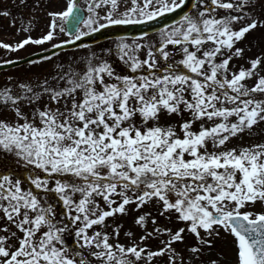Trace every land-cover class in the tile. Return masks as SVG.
Here are the masks:
<instances>
[{"label":"snow or ice","instance_id":"1","mask_svg":"<svg viewBox=\"0 0 264 264\" xmlns=\"http://www.w3.org/2000/svg\"><path fill=\"white\" fill-rule=\"evenodd\" d=\"M186 3L87 0L83 19L69 0L65 11L48 13L41 38L0 42V49L44 45L57 30L69 35L64 44H75ZM258 3L264 7V0H197L195 11L159 30L157 43L121 39L127 75L88 58L83 73H62L56 87L45 80L42 91L26 84L21 93L0 91V105L13 113L11 121L0 119V152L23 162L37 190L0 173V264H204V250L225 236L234 240L236 264H264V143L229 147L264 124V54L246 58L250 49L238 46L264 28L252 14ZM173 117L176 125L161 124ZM174 222L184 226L168 227ZM121 233L128 243H120Z\"/></svg>","mask_w":264,"mask_h":264},{"label":"rangeland","instance_id":"2","mask_svg":"<svg viewBox=\"0 0 264 264\" xmlns=\"http://www.w3.org/2000/svg\"><path fill=\"white\" fill-rule=\"evenodd\" d=\"M68 3L69 0H24L23 3L21 0H0V11L7 10L10 12L8 17L0 16V42L15 46L29 36L33 39L41 38L42 35L46 34L49 30L51 18L48 16V13L63 12L66 10ZM79 6L86 11L87 18L88 12L86 2L81 1ZM121 11H123V8H121ZM193 11H195V9H193ZM101 14L103 15L104 13L101 12ZM220 14L223 15L224 13L221 11ZM252 14L264 19V7L258 3ZM22 22L24 27L31 26L30 31L26 32L23 30ZM80 27L83 28V25ZM158 34L159 33L153 34L142 40L136 41L143 44H154L158 42ZM69 38V36L57 30L56 38L44 45L29 44L16 52L0 49V63L21 59L25 56L35 54L36 52L47 50L53 47V45L63 43ZM124 41L131 44L133 40L125 39ZM119 42L120 40H111L92 47L84 46L77 50L61 52L51 56L50 60H45L43 58L35 60L38 61V63L29 62L23 66L3 71L0 73V91H3L5 88H10L13 93H21L22 90L19 88L20 84H26L38 91H42V89L37 86L42 85L45 80H47L48 84L51 86L56 87L58 78L62 73L67 75L71 70L83 73L86 70V60L88 58H92L93 63H98L100 60L108 61L117 74L127 75L129 74V70L127 66L120 61L118 56L117 44ZM238 46L250 49V51H247L245 54L246 58H255L257 55L264 54V28H257L247 34L244 41ZM146 52L147 49H143L137 53V55L140 59H144L146 58ZM93 53L95 57H93ZM179 58V56L175 57L177 60ZM234 63L244 64L245 67L248 66L245 61H235ZM59 83L63 85L64 81H59ZM249 83H251V81H249ZM47 102L48 96L45 95L39 101V106L42 108ZM21 108L25 113H29L32 110L27 106V102L22 103ZM0 119L9 121L13 119L10 106L5 107L0 105ZM178 122V117H173L171 120H161V124L171 123L172 125H176ZM193 128L194 130H198L199 124L197 123ZM255 143H264V124L255 128L252 136L245 133L243 140L234 138L229 147L241 145L248 146ZM0 173L11 174L15 178L24 180L25 183L23 187L25 189L31 188L33 191H37L30 182L27 181V177L30 175L29 170L24 167L23 162H18L17 159L10 154L0 152ZM41 196H43L42 193ZM52 199L53 202L56 203V198L53 197ZM56 207L57 211H62L58 203H56ZM260 210L261 206L258 204L255 211L259 212ZM160 223L166 224L167 222L163 218H160ZM127 224H130V220L126 221V225ZM183 226L182 223L175 222L168 224V227L173 229ZM136 232L138 237L140 232L138 229ZM221 235L224 236L223 233H221ZM188 242L193 243L191 237L188 238ZM69 243H71V241H69ZM120 243H128L123 233H121L120 236ZM157 244L158 242L156 241L152 242L151 246L153 250H155ZM177 247L182 248L183 245H177ZM187 255L188 254L185 253V256ZM221 257L222 259H220ZM216 259H220V264H236V249L234 247V240L231 236H225L223 239L217 240L214 247L211 250L206 248L204 250V255L201 256V260L204 261V264H209L210 261ZM195 264H199V262H195Z\"/></svg>","mask_w":264,"mask_h":264},{"label":"water","instance_id":"3","mask_svg":"<svg viewBox=\"0 0 264 264\" xmlns=\"http://www.w3.org/2000/svg\"><path fill=\"white\" fill-rule=\"evenodd\" d=\"M195 0H187V3L182 9H178L176 12L166 13L163 16L157 17L153 21H149L145 24L139 25H120V26H110L106 29H102L99 32L91 33L90 35L84 36L80 41H76L75 44H63L61 48H53L49 51L38 53L27 58L14 61L7 64L0 65V71L7 70L13 67H18L26 64L30 61L40 59L46 56H51L63 50L74 49L84 44H95L107 39L129 37V38H141L144 37L145 33L147 35L158 32L162 28H167L175 25L184 13H189L192 9V4ZM76 16L83 18V12L77 7L74 13ZM79 25V24H78ZM77 25V26H78Z\"/></svg>","mask_w":264,"mask_h":264},{"label":"flooded vegetation","instance_id":"4","mask_svg":"<svg viewBox=\"0 0 264 264\" xmlns=\"http://www.w3.org/2000/svg\"><path fill=\"white\" fill-rule=\"evenodd\" d=\"M81 1H84V2H86V4H87V0H81ZM131 6V4H130V0H129V4H128V7H130ZM123 8V7H122ZM124 10V9H123ZM85 18H86V15H85Z\"/></svg>","mask_w":264,"mask_h":264}]
</instances>
